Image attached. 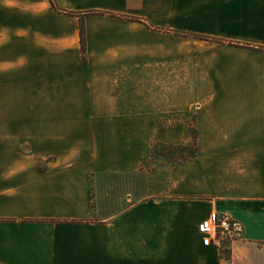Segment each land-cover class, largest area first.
<instances>
[{"label": "crops", "instance_id": "crops-1", "mask_svg": "<svg viewBox=\"0 0 264 264\" xmlns=\"http://www.w3.org/2000/svg\"><path fill=\"white\" fill-rule=\"evenodd\" d=\"M51 13L70 25L47 36ZM169 31L189 35L180 77ZM47 44L87 60L58 101L83 115L0 113V264H264V0H0V80L44 76ZM176 134L197 158L148 171ZM137 169L145 197L97 217L93 178ZM214 214L242 238L204 246Z\"/></svg>", "mask_w": 264, "mask_h": 264}, {"label": "rangeland", "instance_id": "rangeland-1", "mask_svg": "<svg viewBox=\"0 0 264 264\" xmlns=\"http://www.w3.org/2000/svg\"><path fill=\"white\" fill-rule=\"evenodd\" d=\"M48 16L47 36L50 34L52 26L69 27L70 25L69 22L62 19L57 21L54 13ZM161 36L164 39L158 40L157 46L161 44L164 48H169V45H173L175 75L180 77L182 38L189 35L180 31H169L161 33ZM166 38L167 41H165ZM60 47L57 44H47L44 76H24L19 70V65L13 69L15 72L13 76L0 80V104H3L0 105L1 114L7 111L14 118H41L46 123V128L51 127L54 122L63 124L76 122L75 118L83 115L80 114V109L58 107L64 104L58 101H68L70 100L69 93L85 88V84H81L84 78L80 75L82 69L86 70L88 67V62L84 58L80 60L79 57L78 61H75V51L65 48L62 51ZM154 47L149 50L155 51ZM13 48L14 53L21 52V46L14 45ZM142 58L147 64L156 63L152 55H143ZM124 62L122 61V63ZM6 89L7 91L4 92ZM70 133L75 140L79 139L76 135L77 132ZM176 136L178 137L173 142H160L153 147L156 149L146 165L148 171L173 167L197 158L198 147L196 145L183 146L180 144V134H176ZM23 152L25 153L24 150ZM161 153L163 157L159 156ZM144 184V172L140 169L130 173H98L93 178V197H97L95 200L97 217L113 215L128 207L130 202L143 199L145 197Z\"/></svg>", "mask_w": 264, "mask_h": 264}, {"label": "built area", "instance_id": "built-area-1", "mask_svg": "<svg viewBox=\"0 0 264 264\" xmlns=\"http://www.w3.org/2000/svg\"><path fill=\"white\" fill-rule=\"evenodd\" d=\"M244 228L241 222L231 216L214 214L200 225L203 245H215L218 248L242 238Z\"/></svg>", "mask_w": 264, "mask_h": 264}, {"label": "trees", "instance_id": "trees-1", "mask_svg": "<svg viewBox=\"0 0 264 264\" xmlns=\"http://www.w3.org/2000/svg\"><path fill=\"white\" fill-rule=\"evenodd\" d=\"M81 51H82V54L83 56L85 55L86 53V45H85V39H84V34H83V31H81ZM154 149L156 148H153L151 154L153 153ZM158 149L156 150V153H157ZM160 157H163L162 153L159 154Z\"/></svg>", "mask_w": 264, "mask_h": 264}]
</instances>
